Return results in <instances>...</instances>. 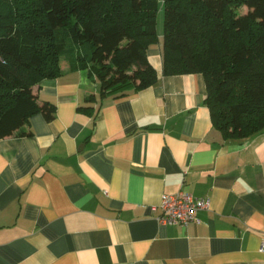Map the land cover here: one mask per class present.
Here are the masks:
<instances>
[{
  "label": "crops",
  "instance_id": "obj_1",
  "mask_svg": "<svg viewBox=\"0 0 264 264\" xmlns=\"http://www.w3.org/2000/svg\"><path fill=\"white\" fill-rule=\"evenodd\" d=\"M158 40L148 87L100 98L66 60L32 87L55 115L0 138V264H264V130L223 138L203 74L163 75ZM180 190L208 197L200 222L159 223Z\"/></svg>",
  "mask_w": 264,
  "mask_h": 264
},
{
  "label": "trees",
  "instance_id": "obj_2",
  "mask_svg": "<svg viewBox=\"0 0 264 264\" xmlns=\"http://www.w3.org/2000/svg\"><path fill=\"white\" fill-rule=\"evenodd\" d=\"M162 74L202 73L204 103L223 138L264 130V0H162ZM158 0H0V138L31 134L30 116L54 118L32 87L88 68L99 96L157 81ZM244 7L243 12L238 8ZM94 95L78 109H92Z\"/></svg>",
  "mask_w": 264,
  "mask_h": 264
},
{
  "label": "built area",
  "instance_id": "obj_3",
  "mask_svg": "<svg viewBox=\"0 0 264 264\" xmlns=\"http://www.w3.org/2000/svg\"><path fill=\"white\" fill-rule=\"evenodd\" d=\"M208 201V197L194 196L183 190L164 194L161 198L157 221L161 224L182 226H187L191 222L199 223L197 213L207 207ZM259 251L264 252V242L261 243Z\"/></svg>",
  "mask_w": 264,
  "mask_h": 264
},
{
  "label": "rangeland",
  "instance_id": "obj_4",
  "mask_svg": "<svg viewBox=\"0 0 264 264\" xmlns=\"http://www.w3.org/2000/svg\"><path fill=\"white\" fill-rule=\"evenodd\" d=\"M162 0H158V5H157V18H158V30H157V37L158 39H160V41H162V34H163V6H162ZM239 12H243L244 11V7H240L238 8ZM159 41V40H158ZM63 60H69V55L68 54H62V56L60 57V61Z\"/></svg>",
  "mask_w": 264,
  "mask_h": 264
}]
</instances>
